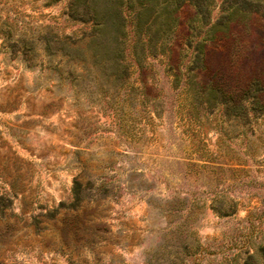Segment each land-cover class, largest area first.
I'll return each mask as SVG.
<instances>
[{"label": "rangeland", "instance_id": "obj_1", "mask_svg": "<svg viewBox=\"0 0 264 264\" xmlns=\"http://www.w3.org/2000/svg\"><path fill=\"white\" fill-rule=\"evenodd\" d=\"M70 1L0 0V264L251 263L264 112L247 120L225 99L264 87L263 20L217 39L186 3L163 52L140 63L128 21L122 77L87 56ZM200 43L206 71L193 67Z\"/></svg>", "mask_w": 264, "mask_h": 264}, {"label": "trees", "instance_id": "obj_2", "mask_svg": "<svg viewBox=\"0 0 264 264\" xmlns=\"http://www.w3.org/2000/svg\"><path fill=\"white\" fill-rule=\"evenodd\" d=\"M59 1L46 0L48 5ZM217 1H220V4H216ZM186 3L195 7L202 22L210 25L209 30L217 39L227 36L233 27L256 16L264 22V0H71L65 12L70 19L87 26L84 37L81 38L86 41L87 56L94 62L104 59L105 63L111 64L109 66L113 68L112 72L125 77L128 68L124 56L130 33L128 21H131V31L137 38L132 50L140 63L148 50L157 53L160 48L163 52L170 34L177 26L176 14ZM217 5L221 9V16L216 23H211L210 14ZM12 34L13 32L9 31L8 35ZM63 44L65 46L66 42ZM50 47L52 45L48 44L47 48ZM57 50L61 49L58 47ZM208 53L206 46L200 43L193 67L200 71L209 70ZM216 74L213 79L218 77V73ZM216 85L213 80L208 86L217 88ZM225 100L226 104L231 106L236 105L238 101L246 119L249 120L250 111L264 112V87L259 81L252 80L244 84L238 98L228 95ZM81 188L82 185L76 181L72 190L75 201L80 200ZM10 205V198L0 196V214ZM260 253L261 255H251L252 261L248 264H264V245L261 246Z\"/></svg>", "mask_w": 264, "mask_h": 264}]
</instances>
